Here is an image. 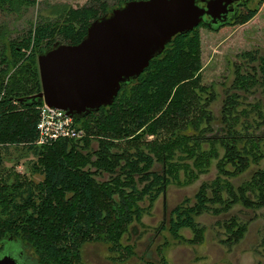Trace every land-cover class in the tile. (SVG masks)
Masks as SVG:
<instances>
[{
	"label": "trees",
	"instance_id": "obj_1",
	"mask_svg": "<svg viewBox=\"0 0 264 264\" xmlns=\"http://www.w3.org/2000/svg\"><path fill=\"white\" fill-rule=\"evenodd\" d=\"M124 1L129 0L52 4L20 29L16 20L37 1L0 0V251L16 242L32 251L38 264H88L81 246L102 240L129 256L133 247L121 246V239L130 224L181 171L194 180L214 159L216 177L201 183L193 202L186 197L171 210L169 230L175 237L190 228V240L201 242L205 225L197 216L203 212L219 215L239 203L264 206V49L243 50L233 61L234 78L218 118L211 108L217 93L202 82L204 23L176 34L134 80L122 83L112 103L74 118L85 129L82 137L37 143L41 103L20 98L42 89L39 53L57 41L79 43L91 21ZM263 1L243 7L231 23L248 21ZM11 145L33 153L29 165L41 179L4 166ZM252 164L257 168L250 178L236 185L233 178ZM222 226L221 240L229 246L247 231L237 214Z\"/></svg>",
	"mask_w": 264,
	"mask_h": 264
},
{
	"label": "rangeland",
	"instance_id": "obj_2",
	"mask_svg": "<svg viewBox=\"0 0 264 264\" xmlns=\"http://www.w3.org/2000/svg\"><path fill=\"white\" fill-rule=\"evenodd\" d=\"M36 1L26 16L16 20L15 25L18 28H23L26 19L35 16L39 10L49 12L52 4L69 3L74 7H81L94 0ZM108 1L113 3L115 0ZM257 1L252 0L251 3ZM199 32L202 82L213 85L217 93L211 108L219 118L226 89L231 86L234 78L233 61L238 59V54L243 50L264 49V1L257 13L244 23H227L217 29L201 25ZM17 33H13L14 36ZM214 125L215 130H219L220 120L216 119ZM93 145H96V141H93ZM21 147L10 146L5 153L4 166L10 168L14 174L41 179L42 175L32 173L29 165V161L35 158L33 153ZM263 163L264 160L261 164ZM160 167V164H156V168ZM255 168L257 165L252 164L245 172L233 178L234 183L237 185L249 179ZM217 174L216 159L212 161L207 172L200 173L194 180L188 181L187 175L181 171L179 178L166 187L139 221L130 224L127 233L122 237L121 246L133 247L129 256H126L128 252L125 248H121V252L120 249L113 251L102 240L88 241L81 246L82 260L88 264H264V206L247 208L239 203L219 215L203 212L197 216V220L205 225L201 242L190 240L194 235L190 228H183L181 237H175L169 230L171 210L186 197H190L193 202L201 183L212 180ZM141 203L147 205L148 200ZM232 214H237L247 222V231L238 243L229 246L221 240L225 235L222 221ZM9 244L20 246L16 242ZM23 251L30 260L35 257L27 247Z\"/></svg>",
	"mask_w": 264,
	"mask_h": 264
},
{
	"label": "water",
	"instance_id": "obj_3",
	"mask_svg": "<svg viewBox=\"0 0 264 264\" xmlns=\"http://www.w3.org/2000/svg\"><path fill=\"white\" fill-rule=\"evenodd\" d=\"M250 0H129L88 24L75 44L57 41L38 55L42 89L20 98L58 107L81 118L112 103L122 83L134 80L180 33L200 23H231ZM34 264L23 248L6 244L0 264Z\"/></svg>",
	"mask_w": 264,
	"mask_h": 264
},
{
	"label": "built area",
	"instance_id": "obj_4",
	"mask_svg": "<svg viewBox=\"0 0 264 264\" xmlns=\"http://www.w3.org/2000/svg\"><path fill=\"white\" fill-rule=\"evenodd\" d=\"M39 116L37 143H49L61 136L80 138L85 134V129L78 126L65 110L53 107L45 101L39 105Z\"/></svg>",
	"mask_w": 264,
	"mask_h": 264
},
{
	"label": "flooded vegetation",
	"instance_id": "obj_5",
	"mask_svg": "<svg viewBox=\"0 0 264 264\" xmlns=\"http://www.w3.org/2000/svg\"><path fill=\"white\" fill-rule=\"evenodd\" d=\"M251 2H252V0H250V1H249L248 3H246V4H241L240 7H239V12H240V10H241L243 7H245L246 5L250 4ZM239 12H238V13H239ZM237 15H238V14H237ZM235 18H236V17H235ZM235 18H234L232 21H234ZM232 21H231V22H232ZM5 245H6V244H4L3 246H5ZM34 258H35V257H34ZM34 258H33V259H34ZM34 260H35V259H34ZM34 264H38V262L35 261Z\"/></svg>",
	"mask_w": 264,
	"mask_h": 264
}]
</instances>
